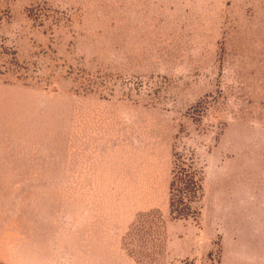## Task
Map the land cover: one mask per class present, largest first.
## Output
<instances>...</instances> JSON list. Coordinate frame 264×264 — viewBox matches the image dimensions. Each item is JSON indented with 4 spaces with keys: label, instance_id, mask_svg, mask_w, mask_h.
Masks as SVG:
<instances>
[{
    "label": "rangeland",
    "instance_id": "374dc122",
    "mask_svg": "<svg viewBox=\"0 0 264 264\" xmlns=\"http://www.w3.org/2000/svg\"><path fill=\"white\" fill-rule=\"evenodd\" d=\"M0 159L168 174L179 264H264L263 7L0 0Z\"/></svg>",
    "mask_w": 264,
    "mask_h": 264
},
{
    "label": "crops",
    "instance_id": "0c3cea01",
    "mask_svg": "<svg viewBox=\"0 0 264 264\" xmlns=\"http://www.w3.org/2000/svg\"><path fill=\"white\" fill-rule=\"evenodd\" d=\"M259 4L264 0H239ZM0 159V264H179L181 227L167 212L169 175L64 164L61 174L7 173Z\"/></svg>",
    "mask_w": 264,
    "mask_h": 264
}]
</instances>
